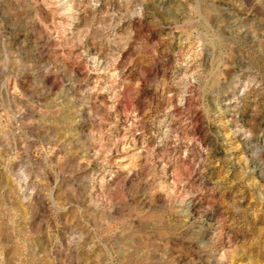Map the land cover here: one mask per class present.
<instances>
[{
    "label": "rangeland",
    "instance_id": "1",
    "mask_svg": "<svg viewBox=\"0 0 264 264\" xmlns=\"http://www.w3.org/2000/svg\"><path fill=\"white\" fill-rule=\"evenodd\" d=\"M190 2L195 4L196 0ZM72 7L82 22L81 7ZM200 7L196 20L208 29L209 51L233 37L239 38L243 54L251 56L254 49L259 50L257 36L264 29L257 25L264 22V0L259 4L256 0H203ZM148 9L145 20L136 24L142 33L138 43L144 51L134 53L131 60L133 46L122 53L115 65V71L122 75L112 86L109 76L90 71L92 62L83 55H95L99 46L90 39L84 45L77 44L78 34L69 31L67 17L49 14L43 22L34 21L30 0H0V45L10 44L22 32L32 38L38 50H47L43 58L50 61L53 71L67 64L78 77L76 89L69 85L59 93L64 104L60 114L26 129L32 137L28 142L32 151L24 175H20L16 161L9 162L7 172L0 168V189L4 192L0 244L5 264H104L98 254L102 246L95 241L97 234L103 237L104 246L122 237H130L137 247L145 249L159 243L168 249V264H264V209L255 206L251 192L245 194L246 203L253 206L250 214L235 222L238 214L226 217L229 223L216 229L211 244L203 250L191 243L199 233L182 241L184 233L166 227L164 213L151 206L163 197L164 185L174 180L177 171L199 162L192 149L198 151V143L207 148L211 137L194 126L189 133L192 143L188 156L180 160L164 157L162 164L163 149L150 152L155 144V121L163 119L169 106L165 81L176 71L181 32L175 29L186 19V6L182 7L180 0H152ZM100 59L105 61L100 65L103 68L107 64L103 53ZM61 82L67 84L63 75L57 78V84ZM113 92L121 97L114 109ZM35 119H40L39 114ZM145 146L148 150H142ZM183 149L181 145L177 154ZM215 166L219 170L218 159ZM24 179L37 189L30 201L18 200L13 194L18 191L16 183ZM154 180L161 190L142 199L140 193L148 191ZM198 207L194 203L193 219ZM223 209L222 204L221 212ZM155 224L160 225L157 241L151 231ZM80 234H84L83 242H69L70 237ZM220 252L226 256L223 262L218 260Z\"/></svg>",
    "mask_w": 264,
    "mask_h": 264
},
{
    "label": "clouds",
    "instance_id": "2",
    "mask_svg": "<svg viewBox=\"0 0 264 264\" xmlns=\"http://www.w3.org/2000/svg\"><path fill=\"white\" fill-rule=\"evenodd\" d=\"M256 2L259 4L261 0ZM151 3L152 0H30V7L34 21L43 22L49 14L65 16L69 20V31L78 34L77 44L84 45L90 39L93 45H98L95 55L87 52L83 55L92 62L90 71L109 76L114 86L122 75L115 71L122 53L133 46V53H129L131 60L134 53L139 55L144 51L138 43L142 33L136 24L145 20ZM180 3L186 6V19L175 29L181 32V51L176 71L165 81L169 106L164 110L163 119L155 121L157 130L152 132L155 144L150 152L155 154L156 148H162V164L164 157L186 158L192 143L189 133L194 126L206 130L205 135L211 139L207 148L198 143V151L192 149L199 162L177 171L174 180L164 185L163 197L151 206L164 213L166 227L170 225L173 231L179 229L184 233L182 241L199 233L191 243L203 250L211 244L216 229L229 223L226 217L238 214L235 222L240 216L250 214L253 206L246 203V193L251 192L255 206L264 209V115H257L264 114L261 108L264 103V33L257 36L261 47L258 51L254 49L251 56L240 51L238 37L231 41L225 38L209 51L208 29L196 20L203 0H196L195 4L180 0ZM74 4L84 12L82 22L72 7ZM257 26L264 29V22ZM101 53L107 60L103 68L100 65L105 61L100 59ZM47 55V50H38L32 38L22 32L10 44L0 45V168L6 172L9 162L16 161L20 175H24L32 151L28 143L32 137L26 129L39 125L48 116L59 115L64 108L59 93L69 85L76 89V71L67 64L58 65V71H53L50 61L43 58ZM60 75L67 78V84H57ZM119 91L122 92L123 87ZM120 98L117 92L110 96L113 109ZM37 114L39 120L35 119ZM181 145L184 149L178 155ZM142 150L148 149L145 146ZM217 159L219 170L215 166ZM16 189L13 194L23 201H30L37 191L26 179L17 182ZM160 190L161 185L154 180L149 190L140 195L143 199ZM3 198L4 192L0 189V200ZM225 201L231 202L225 204ZM194 203L200 207L193 219ZM151 231L153 240H159L160 225H153ZM77 239L83 242L84 234L70 237L69 242ZM95 241L102 246L98 254L104 264H168V249L159 243L145 249L137 247L130 237H122L104 246L99 234ZM218 260H226L223 252L219 253ZM0 264H5L2 244Z\"/></svg>",
    "mask_w": 264,
    "mask_h": 264
}]
</instances>
